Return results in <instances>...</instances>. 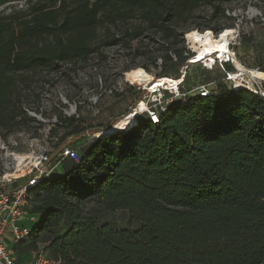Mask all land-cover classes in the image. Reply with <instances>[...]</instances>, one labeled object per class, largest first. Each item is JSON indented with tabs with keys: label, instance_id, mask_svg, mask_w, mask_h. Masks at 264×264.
Wrapping results in <instances>:
<instances>
[{
	"label": "trees",
	"instance_id": "16d2710c",
	"mask_svg": "<svg viewBox=\"0 0 264 264\" xmlns=\"http://www.w3.org/2000/svg\"><path fill=\"white\" fill-rule=\"evenodd\" d=\"M230 1L240 0H0V129L28 130L34 122L37 134L45 123L27 115L19 83L29 73L104 57L106 47L138 40L143 47L134 51L146 54V44L156 42L163 72L155 77L171 69L178 76L189 52L176 47L184 32L176 24L203 5L225 16ZM136 17L146 25L114 30ZM54 118L49 140L59 129L83 131L79 115L58 111ZM79 154L78 162H62V174L30 189V211L42 216L17 252L43 242L47 255L68 264H264L261 92L219 81L208 96L171 102L157 123L139 116Z\"/></svg>",
	"mask_w": 264,
	"mask_h": 264
},
{
	"label": "rangeland",
	"instance_id": "374dc122",
	"mask_svg": "<svg viewBox=\"0 0 264 264\" xmlns=\"http://www.w3.org/2000/svg\"><path fill=\"white\" fill-rule=\"evenodd\" d=\"M15 5L16 8H20L24 2L21 1ZM223 7L225 16L213 17L210 6H200L186 22L176 24L177 33L184 31L178 34V38L183 39V34L190 30H198V32L209 30L207 27L215 29L211 32L218 37L222 28L231 27L234 32L228 42H230L235 58L233 69H236V73L242 74V77L252 83L253 87L260 89L264 80L251 77L249 70L264 68V0L230 1L223 4ZM145 25L136 17L126 23H118L114 30ZM196 27L201 30L195 29ZM104 31V29L100 30V34ZM202 34H205L208 39H213L210 32ZM159 36L160 34L157 33L156 37ZM141 39L147 43L146 38ZM181 45L186 46L183 40L176 47ZM140 46L143 47L138 40H133L130 48L122 45L106 47L103 50L104 57L93 54L86 61H79L74 65L60 64L56 70L49 73H29L26 81L18 85L23 105L26 107L28 116L34 117L36 121H42L45 125L38 128L37 134L32 128L36 123L32 122L28 130L25 127H22V130L10 132L0 129V135L4 136V139L19 135L23 146L31 137H35L39 143H44L53 151L56 146L50 142L58 139L57 143L70 144L81 152L85 143L94 137L102 136L100 134L102 131L97 130L110 124L114 127L136 105L138 99L144 97L146 91L144 86L146 85L132 84L126 78L127 71L140 67L153 79L156 74L163 72L162 61L159 58L163 54V47L156 42L149 41L145 48L148 51L146 54L136 53L134 49L137 50ZM154 58L155 63L152 62ZM126 67L131 69L128 70ZM166 72H169L168 77H174L173 69ZM214 77L218 79L223 77L219 67L208 73L199 64L190 65L186 69L185 88L190 89L201 80L208 81ZM58 111L66 116L79 115L82 119L83 131L78 135H67L64 134L63 129H59L49 140L46 136L47 129L50 127L48 123L55 121L54 114ZM122 129H124L123 126L117 128L118 131ZM12 139L13 137L9 140ZM58 169H55L51 175L57 174ZM29 206H33L31 201ZM116 218L120 223H124L122 214H116ZM67 226V221L63 220L60 230H65ZM44 251L45 244L41 242L38 250L33 251L32 254L36 256Z\"/></svg>",
	"mask_w": 264,
	"mask_h": 264
},
{
	"label": "built area",
	"instance_id": "2783aa9c",
	"mask_svg": "<svg viewBox=\"0 0 264 264\" xmlns=\"http://www.w3.org/2000/svg\"><path fill=\"white\" fill-rule=\"evenodd\" d=\"M186 36L187 32L183 34L182 40L189 55L186 64L180 67L178 76L173 77L177 83L158 85L153 88H151L153 83L145 86L144 97L138 99L136 105L119 122L131 116L142 103L143 108L132 115L135 121L139 116H145L150 122L157 123L160 113L165 112L171 102L185 101L192 95L208 96L215 91L219 81L226 85L229 83L227 86L233 91L248 89L264 94L261 89L253 87L252 83L244 79L242 74L236 73L235 68L233 69L235 58L230 42L226 45V51L222 53V56H220V52H213L196 60L198 54ZM193 64H199L205 71H212L219 67L223 77L201 81L190 89H186V69ZM227 66H231L232 69H228ZM158 78L160 77H154V79ZM122 126L124 129L130 127L123 124L118 128ZM18 136H12L13 139L9 140L12 138L11 136L4 139V136L0 135V264H17L11 251L4 244L5 235L8 234L10 241L14 244L26 241L29 238L30 228L21 224L22 219L27 216L29 220H37V216L26 213V207L30 202V189L43 179L50 177L55 169L61 167L65 159L73 162H78L80 159L79 149L70 144L57 143V146L54 147L56 148L54 151H57L54 152L44 143H39L35 137H31L23 146ZM25 264L68 263L40 252L33 260Z\"/></svg>",
	"mask_w": 264,
	"mask_h": 264
},
{
	"label": "bare ground",
	"instance_id": "6f19581e",
	"mask_svg": "<svg viewBox=\"0 0 264 264\" xmlns=\"http://www.w3.org/2000/svg\"><path fill=\"white\" fill-rule=\"evenodd\" d=\"M205 32H210L213 39H208V37L205 34ZM233 30L231 27H226L220 31V34L218 37L215 38L213 36L212 32L209 30H205L202 33L196 31H190L187 32V39L192 43L193 49L198 54V57L196 60L201 59L210 53L213 52H220V56H222V53L226 51V45L229 43L228 39L229 37H232ZM249 74L251 77L264 80V70L259 69H251L249 70ZM126 78L128 81H130L132 84H138V85H146L149 86L152 84L151 88L158 86V85H174L177 83L175 79L170 77H160L158 79H153L152 76L147 73L142 68H134L126 72ZM145 87V86H144ZM143 108V104L140 103L138 108L135 109L134 113L131 114L127 119L122 120L121 122H117L114 127H119L120 125L125 124L126 126H131L135 123V118L132 116L136 112H138L140 109ZM106 132L110 130H105ZM102 132H100L101 134Z\"/></svg>",
	"mask_w": 264,
	"mask_h": 264
},
{
	"label": "crops",
	"instance_id": "0c3cea01",
	"mask_svg": "<svg viewBox=\"0 0 264 264\" xmlns=\"http://www.w3.org/2000/svg\"><path fill=\"white\" fill-rule=\"evenodd\" d=\"M57 174L54 175H59L62 174V168L58 169ZM31 207L28 205L26 207V213L27 215H32V216H39V218L42 216V214H37V213H32L30 211ZM38 221L37 220H29L28 217H24L21 221V224L24 226L29 227L30 229L34 226V224ZM31 224V225H30ZM4 244L6 246L7 249H9L12 253V255L14 256V258L16 259V263L17 264H25L28 263L29 261L33 260L35 256H33L32 252L30 251H22V252H17V250L21 247V242L20 243H12L10 241V236L8 234L5 235L4 237ZM45 253V252H44ZM46 254V253H45Z\"/></svg>",
	"mask_w": 264,
	"mask_h": 264
},
{
	"label": "water",
	"instance_id": "95a60500",
	"mask_svg": "<svg viewBox=\"0 0 264 264\" xmlns=\"http://www.w3.org/2000/svg\"><path fill=\"white\" fill-rule=\"evenodd\" d=\"M117 128L118 127H111V128H109V129H107V130H110V131H108V132H106V131H102V133H101V135H106V134H110V133H112V132H114V131H117Z\"/></svg>",
	"mask_w": 264,
	"mask_h": 264
}]
</instances>
